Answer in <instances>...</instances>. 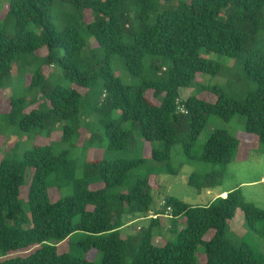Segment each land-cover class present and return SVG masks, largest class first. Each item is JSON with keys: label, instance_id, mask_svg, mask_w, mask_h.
<instances>
[{"label": "trees", "instance_id": "trees-1", "mask_svg": "<svg viewBox=\"0 0 264 264\" xmlns=\"http://www.w3.org/2000/svg\"><path fill=\"white\" fill-rule=\"evenodd\" d=\"M61 1L97 13L87 29L106 53V60H88L84 54L86 40L77 27L59 31L53 26L51 14L56 0H9L0 28V89L22 56L47 47L46 63L59 65L65 78L79 89L90 92L98 80L102 81L92 108L100 115L99 125L109 150L128 149L133 132L139 130L146 141L161 142L152 149V159L167 162L177 143L190 152L210 115L225 121L236 114L245 116L246 132L264 143V44L255 48L258 33L264 30V0H190L187 9L157 13L153 23L149 19L156 0H135L139 11L134 19L139 25L131 31L133 41L128 43L123 37L132 29L133 18L126 0ZM12 25L14 33L10 34ZM31 25L41 28L42 34L31 31ZM56 48L64 50L61 57L55 55ZM202 48L231 57L246 54L244 72L256 82L257 90L243 101L219 88L214 90V102L194 96L182 101L180 89L190 86L197 73L216 75L221 71L219 62L200 55ZM113 55H119L129 73L142 79L139 85L124 84L114 75L109 62ZM147 56L150 77L144 76ZM44 80L39 70L30 87L39 88ZM43 94L50 107H37L24 114L23 99L12 98L9 121L23 132L50 129L68 121L73 126L65 127L64 138H71L86 114L82 93L56 86L43 89ZM180 105L186 114L179 112ZM116 111L120 117L113 118ZM126 122L131 123V129L122 127ZM238 146L236 137L218 129L199 159L225 168ZM69 161L67 151L55 153L49 145L34 147L22 160H1L0 257L4 259L0 264H97L69 251L58 253L59 244L66 242L102 252L99 264H127V257H131L130 264H197L200 246L206 264H261L246 245L237 247L225 236L228 221L238 209L251 226L264 219V210L242 199L241 188L202 206L169 197L155 211L149 176L138 179L127 191L119 190L143 159L97 158L85 165L81 179L74 177ZM59 173H65V179H51ZM223 174V170L207 174L197 190L219 181ZM27 178L28 191L23 198ZM95 181H102L104 187H91ZM50 182L68 185L71 193L51 200ZM193 183L192 179L190 185ZM166 217L167 232L176 236L159 245L155 243V228L162 227ZM139 218H148L150 224L131 233L121 232ZM210 230L213 234L206 239Z\"/></svg>", "mask_w": 264, "mask_h": 264}, {"label": "rangeland", "instance_id": "rangeland-1", "mask_svg": "<svg viewBox=\"0 0 264 264\" xmlns=\"http://www.w3.org/2000/svg\"><path fill=\"white\" fill-rule=\"evenodd\" d=\"M9 0H0V28L1 20L7 10ZM190 0H156L154 10L150 13L149 23H153L156 14L165 9H187ZM126 7L133 21L132 29L123 37V42L133 41L131 31L137 30L138 21L134 19L139 11V6L135 0H126ZM97 17V13L91 9L76 8L70 3L56 0L52 9L51 20L53 26L59 31L67 27H77L86 40L84 54L89 61L103 62L107 55L97 43L95 37L88 31L87 24ZM29 29L37 34H42V29L31 25ZM10 34L14 33V26L9 27ZM264 44V30L258 33L255 48ZM49 50L47 47L41 48L35 54L22 56L14 64L11 76L7 79L5 86L0 89V162L3 159L22 160L24 154L37 146L49 145L55 153L67 151L71 161L70 167L76 179L84 176L85 165L97 158L143 159L144 162L135 168L128 178L125 187L119 189L127 191L138 179L148 177L152 182V194L154 197L153 209H161V203L169 197H175L189 205L202 206L217 198L224 197L226 194H219L226 190L229 192L235 188H241L242 199L256 207L264 210V143L255 135L246 132V117L236 114L231 120L225 121L217 115H210L207 124L199 135L198 139L190 148V152L185 150L182 143H177L172 148L171 159L167 162H157L151 157L153 148L160 146L159 141H146L139 130L133 132V138L130 146L126 150H109L107 138L103 135V130L99 125L100 115L92 108L97 94L101 92L102 81L98 80L95 87L90 92L79 89L70 80L66 79L61 67L57 64H48L45 61ZM57 57L64 54L63 49H54ZM200 55L219 62L221 71L216 74L197 73L192 84L180 89V99L182 101L190 96L214 102L217 95L215 88H219L226 95L243 101L249 93L257 90V84L249 79L244 72V61L246 54L236 56H227L217 52L207 51L202 48ZM113 73L119 77L124 84L137 86L141 83V78L129 73L124 65L123 59L119 55L110 56ZM150 57L144 59V76H149ZM41 70L45 76L43 85L39 88H31L30 82L37 71ZM56 86L66 89H78L83 95L85 116L81 124L76 129L73 136L69 139L64 138L65 127H72L73 124L68 121H61L50 129H33L30 132H23L17 124L9 120L12 108L11 99H23V113L40 107L48 109L50 104L43 94V89L48 90ZM88 92V96L86 93ZM149 98L159 103L151 94ZM113 118L120 117V111L114 112ZM20 117V116H19ZM125 129H131V123L122 124ZM218 129L229 132L239 140V146L234 151L233 160L225 168L218 164L206 163L199 159L204 150V146L211 135ZM223 170V178L212 185L203 186L200 191L197 190L198 183L205 181L206 175L216 171ZM65 179V173H59L51 177L54 179ZM193 179V184L190 181ZM29 178L22 187V197L25 198L28 191ZM91 187H104L102 181L91 182ZM49 196L51 200H56L60 196H66L71 193V188L66 184L50 182ZM218 196V197H217ZM169 220L162 219V227L155 228V243L162 245L168 240L175 239L176 234L168 233L165 226H169ZM150 224L148 218H139L130 226L122 228L121 232L131 233L132 229L138 226L147 227ZM162 228V229H161ZM213 234L210 230L206 235L208 239ZM225 236L230 239L237 247L246 245L261 264H264V219L259 220L251 226L246 220L244 213L238 209L232 219L228 221ZM77 237V236H75ZM74 237V239H75ZM58 253L69 251L71 254L80 256L97 264L103 260V253L97 250H85L75 243H62L58 246ZM1 256V252H0ZM9 257V256H8ZM4 259L0 257V260ZM126 263H131V257H127ZM197 264H206V255L203 246L198 249Z\"/></svg>", "mask_w": 264, "mask_h": 264}, {"label": "built area", "instance_id": "built-area-1", "mask_svg": "<svg viewBox=\"0 0 264 264\" xmlns=\"http://www.w3.org/2000/svg\"><path fill=\"white\" fill-rule=\"evenodd\" d=\"M178 103H179V101H178ZM178 110H179V112H181L183 114H186L187 113V111L185 110V108L183 106H181V105L178 107ZM168 210H171V209L169 208Z\"/></svg>", "mask_w": 264, "mask_h": 264}, {"label": "crops", "instance_id": "crops-1", "mask_svg": "<svg viewBox=\"0 0 264 264\" xmlns=\"http://www.w3.org/2000/svg\"><path fill=\"white\" fill-rule=\"evenodd\" d=\"M227 193V191L226 190H224V191H222L220 194H219V196L220 195H223V194H226ZM218 197V196H217Z\"/></svg>", "mask_w": 264, "mask_h": 264}]
</instances>
